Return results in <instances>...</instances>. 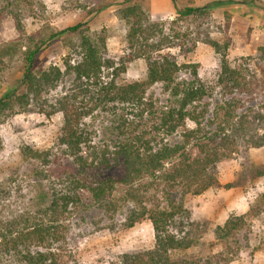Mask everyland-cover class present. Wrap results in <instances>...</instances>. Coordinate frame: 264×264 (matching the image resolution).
I'll return each mask as SVG.
<instances>
[{"label": "trees", "instance_id": "obj_1", "mask_svg": "<svg viewBox=\"0 0 264 264\" xmlns=\"http://www.w3.org/2000/svg\"><path fill=\"white\" fill-rule=\"evenodd\" d=\"M131 1L122 0L124 7L118 14L129 27L128 44L135 46L138 38L146 41L162 28L150 21L139 4ZM0 4L10 10L18 27L21 26V12H32L43 6L40 0H0ZM198 10L185 7L177 13L189 15ZM79 26L67 30L74 32ZM78 35L79 57L74 61L65 59L62 69L52 65L41 71L33 70L45 39H31L28 45L18 49L11 43L0 46V59H19L23 64L19 87L0 96V122L17 108L39 105L43 93L65 78H71L72 85L71 91L60 96L54 105L62 115L60 132L53 143L55 148L41 151L24 146L22 149L33 161L51 163V157L57 152L61 153L63 161L58 163L61 159H56L57 165H30L29 172L24 175L25 188L12 187L6 178L0 181V264H79L70 251V243L87 234L89 227L100 228V224L113 222L118 215L124 217L125 227L149 219L155 243L147 250L120 254L118 261L112 264H227L241 248L240 236L248 228L250 218L264 214V195L249 206L247 213L230 215L222 225L216 226L214 237L222 246L218 252L171 257V249H186L192 244L189 237H178L172 230L184 227L187 195L201 194L212 188L241 187L264 177V163L246 166L234 180L223 185L217 177V163L228 155L224 149L235 147L237 140L252 147H264V113L250 117L244 110H237L235 104H229L224 113L226 128L219 125V131L213 133V128H205L204 115L199 118L195 111V102L206 95L195 65H178L167 57L148 59L144 80L103 82V70H116L114 62L105 56V37L79 34V31ZM211 45L221 52L216 42ZM182 67L190 68L192 78L179 83L176 77ZM220 67L219 82L225 88L238 85L241 72L228 65L223 51ZM156 82H162L169 89L175 102L160 109L155 129L165 136H173L183 127L179 140L164 141L153 147L149 141L131 137L126 131L131 122L117 115L112 161L105 154L95 156L93 152L88 157L81 153V145L87 140L83 127L86 115L94 108L114 109L112 113L116 115L118 105L120 114L128 107L142 112L150 105L144 97L146 89ZM90 86L95 88L94 94H90ZM87 94L88 101L82 103L79 97ZM186 119L195 127L186 128ZM113 166L121 167L122 172L105 174ZM54 172L62 184L61 191H56L57 183L50 180ZM13 173L15 170L11 178L16 175ZM119 185L125 187L121 198L115 195ZM153 185L161 196L159 199L153 194L154 202L147 205L143 199Z\"/></svg>", "mask_w": 264, "mask_h": 264}, {"label": "rangeland", "instance_id": "obj_2", "mask_svg": "<svg viewBox=\"0 0 264 264\" xmlns=\"http://www.w3.org/2000/svg\"><path fill=\"white\" fill-rule=\"evenodd\" d=\"M40 1L41 8L20 13L19 27L10 10L0 4V46L11 43L14 49H18L28 45L31 39L46 40L33 64L34 71L52 65L62 69L65 59L74 61L78 58V31L89 36L103 35L105 56L116 67L113 72L111 69L103 70V82L144 80L147 60L167 57L174 59L178 65H195L199 82L206 90L204 98L195 102V111L199 118L204 115L205 128H213V133L219 131V125L226 128L224 113L229 104H235L237 110H244L250 117L264 113V0H132L131 3L141 6L151 22L158 23L162 28L161 32L148 36L146 41L138 38L135 46L128 44L129 27L118 14L119 9L124 7L122 0ZM185 7H197L199 10L189 15L177 13ZM77 24H80L77 31L67 30ZM212 42L225 52L228 65L241 72L238 85L225 88L219 82L221 52L215 50ZM22 69L19 59H0V96L19 87ZM189 71L190 68L182 67L176 81H189L192 78ZM71 89V78H65L43 93L39 105L17 108L0 122V181L6 178L12 187L25 188L27 182L24 175L29 172L30 165H57L56 159H61L58 163L63 161L58 152L51 157V163L33 161L23 154L22 149L24 146L41 151L55 148L53 143L60 132L62 115L54 105ZM90 91L94 94L95 88L90 86ZM88 97V94L81 95L79 100L85 103ZM144 97L150 105L142 112L128 107L120 114L118 105L116 115L112 113L114 109L100 108H94L86 115L83 127L87 140L81 145V153L88 157L93 152L95 156L105 154L111 162L116 148L115 125L121 115L126 122H131L126 131L134 139L139 137L144 142L149 141L153 147L164 141L173 143L179 140L183 127L173 136H165L155 129L160 109L175 102L169 89L162 82H156L146 89ZM185 122L186 128L195 127L190 119ZM224 151L228 155L217 163V177L222 185L234 180L246 166L264 163V147H252L241 140L236 141L235 147H227ZM64 163L68 164L67 161ZM14 170L16 175L11 178ZM121 172V167L113 166L105 174L119 175ZM57 175L56 172L51 173L50 180L57 183L55 190L61 191L62 184ZM156 189L153 185L145 195L143 201L147 205L154 202L153 194L160 199L161 193ZM124 191L125 187L119 185L115 195L121 198ZM262 195L264 177L246 182L241 187L212 188L201 194L187 195L184 198L187 217L184 227H174L172 231L178 237H189L192 244L186 249H171L169 254L175 258L220 251L222 246L214 237L216 226L222 225L230 215L247 213L249 206ZM129 203L132 202L129 200ZM250 219L248 228L240 236L241 248L227 264H264V214ZM154 243V230L149 219L125 227L124 217L118 215L113 222L100 224V228L89 227L87 234L70 243L69 247L79 264H112L118 261L120 254L147 250Z\"/></svg>", "mask_w": 264, "mask_h": 264}]
</instances>
